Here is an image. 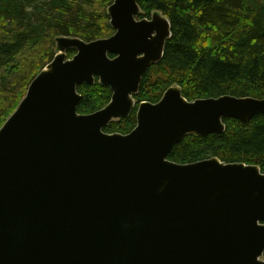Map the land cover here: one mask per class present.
<instances>
[{"label": "water", "instance_id": "95a60500", "mask_svg": "<svg viewBox=\"0 0 264 264\" xmlns=\"http://www.w3.org/2000/svg\"><path fill=\"white\" fill-rule=\"evenodd\" d=\"M141 13L137 0H115L114 35L59 38L58 54L0 129V264H264L260 167L168 160L188 135L222 134L227 118L264 114V99L189 102L171 87L140 105L128 135L104 131L135 110L172 35L161 13ZM96 79L112 99L79 114L78 88Z\"/></svg>", "mask_w": 264, "mask_h": 264}, {"label": "trees", "instance_id": "16d2710c", "mask_svg": "<svg viewBox=\"0 0 264 264\" xmlns=\"http://www.w3.org/2000/svg\"><path fill=\"white\" fill-rule=\"evenodd\" d=\"M115 0H0V129L25 98L32 81L57 53V39L109 38ZM141 18L159 12L172 35L134 96L136 108L110 123L109 135H128L142 103L157 104L174 85L189 102L233 96L264 99V0H137ZM76 54L67 52L69 59ZM79 114L105 108L110 88L98 79L78 88ZM222 134L186 136L168 160L192 164L210 158L260 167L264 173V114L249 122L224 120Z\"/></svg>", "mask_w": 264, "mask_h": 264}, {"label": "rangeland", "instance_id": "374dc122", "mask_svg": "<svg viewBox=\"0 0 264 264\" xmlns=\"http://www.w3.org/2000/svg\"><path fill=\"white\" fill-rule=\"evenodd\" d=\"M146 18H147V17H146ZM150 18H151V17H150ZM103 39H104V38H103ZM56 42H57V53H56V55H57L58 52H59V51H58V39H57ZM56 55H55V56H56ZM67 59H68V58H67ZM52 61H53V60H52ZM52 61H51V62H52ZM51 62H50V63H51ZM50 63H49V64H50ZM49 64H48V65H49ZM48 65H46V66L44 67V69L41 70V72L44 71V70L47 68ZM41 72H40V73H41ZM173 87H179V86L174 85ZM170 88H171V87H170ZM179 88H180V87H179ZM180 89H181V88H180ZM181 91H182V89H181ZM182 96H183V95H182ZM162 98H163V97H162ZM184 98L186 99V97H184ZM134 99H135V98H134ZM186 100H187V99H186ZM135 102H136V100H135ZM136 107H137V106H136ZM139 107H140V106H139ZM117 121H119V120H115V121H113L112 123L117 122ZM262 260L264 261V257L262 258Z\"/></svg>", "mask_w": 264, "mask_h": 264}, {"label": "flooded vegetation", "instance_id": "af4514ba", "mask_svg": "<svg viewBox=\"0 0 264 264\" xmlns=\"http://www.w3.org/2000/svg\"><path fill=\"white\" fill-rule=\"evenodd\" d=\"M263 257H264V256H263ZM263 257H262V258H263ZM262 258H260L261 261H263Z\"/></svg>", "mask_w": 264, "mask_h": 264}]
</instances>
